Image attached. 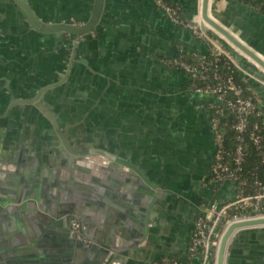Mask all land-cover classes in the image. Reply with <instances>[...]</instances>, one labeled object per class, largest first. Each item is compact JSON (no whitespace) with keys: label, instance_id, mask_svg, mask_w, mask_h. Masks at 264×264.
<instances>
[{"label":"crops","instance_id":"obj_1","mask_svg":"<svg viewBox=\"0 0 264 264\" xmlns=\"http://www.w3.org/2000/svg\"><path fill=\"white\" fill-rule=\"evenodd\" d=\"M163 1L178 6L186 20L193 19L196 0ZM28 2L44 20L71 22L84 21L92 4V0ZM209 4L218 21L264 56V15L240 0H209ZM197 19L202 21L199 12ZM204 32L200 35L173 21L158 0H104L99 25L77 41L70 62L72 35L32 29L14 0H0V181L8 186L17 176L32 177L52 183L60 193L62 185H79L83 191L97 184L98 206L125 215L120 226L103 222L100 239L113 247H128L136 240L145 217L144 210L134 207L138 173H129L127 165L101 152L73 165L72 176L68 169L62 173L64 146L58 151L60 140L50 117L22 100L39 87L60 81L43 93L42 104L69 145L98 147L127 159L157 183L158 188L148 189L150 197L156 189L161 192L150 206L149 239L136 240L102 264H163L170 257L183 264H201L202 257L188 250L194 215L203 210L204 201L236 195L230 181L202 184L205 170L195 153L203 148L202 123L212 96L191 87L177 60L183 54L214 50L236 62L249 60L212 28ZM257 100L264 111V103ZM88 173L97 182L85 177ZM84 243L81 256L52 264H96L90 245L98 242L84 239ZM225 264H264V228L237 230Z\"/></svg>","mask_w":264,"mask_h":264},{"label":"water","instance_id":"obj_2","mask_svg":"<svg viewBox=\"0 0 264 264\" xmlns=\"http://www.w3.org/2000/svg\"><path fill=\"white\" fill-rule=\"evenodd\" d=\"M20 12L24 16L28 26L43 33H57L61 36L70 34L74 37L72 41V61L77 41L94 31L102 18L104 0H92L91 8L87 18L82 22H71L68 20L50 21L42 19L28 0H14ZM196 8L193 10L194 17L200 13L202 21L201 28L207 31L212 28L220 36L225 38L231 45L238 49L248 58V64H239L240 72L249 83L251 90L257 99L264 103V56L252 49L230 29L223 25L213 14L210 13L209 0H196ZM193 17V18H194ZM64 74V73H62ZM57 82L47 83L39 87L34 95L22 99L27 103H33L50 117L55 132L59 137L58 151L61 145L64 157L62 158V173L68 169L74 173V166L78 161H84L90 155L103 153L110 159L129 167L128 172L136 171L139 180H135L134 187L139 197L134 200L135 208L144 210V219L138 228L139 242H146L150 232V206L155 197L160 196L159 189L151 195L147 194L150 187L158 188L157 183L148 179L143 171L127 159L117 157L113 153L98 147H73L69 145L62 128L51 113L43 106L44 92ZM198 92V91H197ZM201 93V92H199ZM207 96L211 94L203 93ZM212 96V95H211ZM213 98V96H212ZM211 98V99H212ZM70 164H72L70 167ZM74 165V166H73ZM79 168H84L77 166ZM76 168V167H75ZM77 175V172H75ZM81 175V174H80ZM83 175V174H82ZM89 177V173L85 175ZM8 186L0 181V264H52L51 261L65 260L70 256H81L84 254V239L92 240L95 245H90L91 254L95 255L96 264H101L115 256L116 252H123L129 246L120 245L113 247L103 242L100 235L103 232L102 224L106 220L110 226H120L125 221V215L115 208L111 210L101 209L99 203V187L97 184L80 190L79 185L65 187L62 185L63 193L56 192L52 183H41L32 177H19ZM97 182L96 177H89ZM65 182L60 183L64 184ZM75 202H78L75 204ZM137 202V203H136ZM89 208L90 211H87ZM72 220L77 222L76 229L72 228ZM104 220V221H103ZM245 227L264 228V215L231 221L224 229L216 250L214 264H225L227 248L235 232ZM123 232L120 231V237ZM124 234V233H123ZM119 241H116L118 244ZM38 244V245H37ZM136 249L139 247L135 246ZM200 257L202 255L197 253ZM99 260V261H98ZM212 257L205 260L210 264Z\"/></svg>","mask_w":264,"mask_h":264},{"label":"built area","instance_id":"obj_3","mask_svg":"<svg viewBox=\"0 0 264 264\" xmlns=\"http://www.w3.org/2000/svg\"><path fill=\"white\" fill-rule=\"evenodd\" d=\"M158 4L173 21L192 27L200 35H206L201 29L197 15L191 21L186 20L180 14L178 6L163 0H158ZM213 52H218V50ZM229 56L234 61L233 57ZM177 62L188 73L191 87L195 91L213 96L208 101V106L213 112L211 122L216 136L211 181L218 185L230 181L236 189V195L232 199H210L194 221L193 232L188 244L189 253H200L202 255L201 264H207L205 260L212 257L210 264H214L220 237L231 221L264 215V208L259 205V201L264 200V185L261 180L253 177V192L249 194L239 192V187L248 183L246 177L239 176L246 154L245 137L260 151L261 161L264 162L262 126L255 121L250 125L251 127H248V116L253 113L264 114V111L259 108L260 104L257 99L243 94L242 86L234 81L232 74L221 75L217 68L210 69V62L205 58V54L197 55L196 59L191 62L184 59H179ZM236 64L238 65L237 62ZM198 79L204 80L205 83L203 85L196 84L195 81ZM221 104H225L234 112V121L230 125L235 132V145L232 150L226 149L223 144V135L218 131L217 112L221 108ZM231 209L234 211L229 212ZM76 226L77 222L72 220V228L76 229ZM163 264L182 263L179 259L170 257L164 259Z\"/></svg>","mask_w":264,"mask_h":264},{"label":"trees","instance_id":"obj_4","mask_svg":"<svg viewBox=\"0 0 264 264\" xmlns=\"http://www.w3.org/2000/svg\"><path fill=\"white\" fill-rule=\"evenodd\" d=\"M240 1L248 5L252 9L256 10L260 14L264 15V0ZM180 58L191 62L196 59V56H192L190 54H183ZM205 58L210 62V69L214 67L217 68L218 72L221 75L232 74L234 81L242 86L243 94L256 99V97L252 93L249 83L246 81L243 74L240 72L238 65L235 61L232 60V58L227 53H225L224 51H210L209 53L205 54ZM237 63H243L246 65L248 64V62L243 59H241V61H238ZM195 82L198 85H203L205 83V81L201 79H198ZM220 107L221 108H219V111L217 112V116L219 117L218 131L221 132L223 135V144L226 149L232 150L235 145V132L230 127V125L234 121V112L225 104H221ZM259 108L262 109L261 106H259ZM263 119L264 114H250L248 116V127H251L250 125L253 122L257 121L262 126V130L264 131ZM245 150V159L239 176L246 177L248 183L242 187H239V192L241 194H249L253 192V177H257L259 180L262 181L264 185V162L261 161L260 151L255 148L253 143L247 137H245ZM216 185L218 184L214 183V186ZM259 205L261 208H264V200H260ZM233 211L234 210L231 209L229 212ZM180 262L182 263L181 260Z\"/></svg>","mask_w":264,"mask_h":264},{"label":"flooded vegetation","instance_id":"obj_5","mask_svg":"<svg viewBox=\"0 0 264 264\" xmlns=\"http://www.w3.org/2000/svg\"><path fill=\"white\" fill-rule=\"evenodd\" d=\"M208 108H209L208 116L203 120V123H202V129L204 133L203 148L202 150H199L198 153L197 152L195 153V160L201 161L202 162L201 164L203 165L204 170H205V172L202 174V177H201V181L203 185L213 184V182L211 181L212 180L211 178L212 177V163L214 159V153L216 150V139H215L216 136H215L214 129L212 127V122H211L213 112L209 106ZM205 140L208 141L206 142L207 146L205 145V142H204ZM207 203L208 201L206 202L204 201L203 206L205 207ZM197 215L198 214H195L193 217L192 232H193V227H194V221Z\"/></svg>","mask_w":264,"mask_h":264}]
</instances>
